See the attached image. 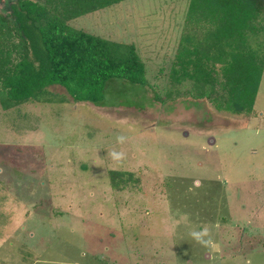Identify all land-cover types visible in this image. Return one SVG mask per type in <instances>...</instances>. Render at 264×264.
I'll use <instances>...</instances> for the list:
<instances>
[{
	"label": "rangeland",
	"instance_id": "374dc122",
	"mask_svg": "<svg viewBox=\"0 0 264 264\" xmlns=\"http://www.w3.org/2000/svg\"><path fill=\"white\" fill-rule=\"evenodd\" d=\"M187 11L123 0L67 21L133 42L149 85L0 103V264H264V71L251 115L193 98L173 79Z\"/></svg>",
	"mask_w": 264,
	"mask_h": 264
},
{
	"label": "trees",
	"instance_id": "16d2710c",
	"mask_svg": "<svg viewBox=\"0 0 264 264\" xmlns=\"http://www.w3.org/2000/svg\"><path fill=\"white\" fill-rule=\"evenodd\" d=\"M122 1L13 0L10 14L0 11L2 107L19 111L38 103L55 84L74 100L93 103L104 98L111 79L149 85L133 42L67 23ZM263 2L188 0L172 62L174 81L189 85L193 98H207L218 111L251 115L264 71Z\"/></svg>",
	"mask_w": 264,
	"mask_h": 264
},
{
	"label": "clouds",
	"instance_id": "9594fccd",
	"mask_svg": "<svg viewBox=\"0 0 264 264\" xmlns=\"http://www.w3.org/2000/svg\"><path fill=\"white\" fill-rule=\"evenodd\" d=\"M121 139H122V138H121ZM194 236H197V237H198V234H195V233H194Z\"/></svg>",
	"mask_w": 264,
	"mask_h": 264
},
{
	"label": "crops",
	"instance_id": "0c3cea01",
	"mask_svg": "<svg viewBox=\"0 0 264 264\" xmlns=\"http://www.w3.org/2000/svg\"><path fill=\"white\" fill-rule=\"evenodd\" d=\"M55 85H57V84H55ZM60 86V85H59Z\"/></svg>",
	"mask_w": 264,
	"mask_h": 264
}]
</instances>
